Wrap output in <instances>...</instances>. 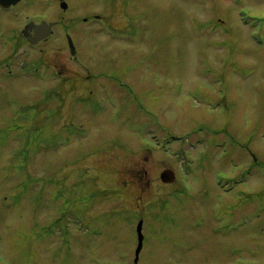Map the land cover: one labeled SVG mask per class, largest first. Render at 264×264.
<instances>
[{
    "label": "rangeland",
    "instance_id": "1",
    "mask_svg": "<svg viewBox=\"0 0 264 264\" xmlns=\"http://www.w3.org/2000/svg\"><path fill=\"white\" fill-rule=\"evenodd\" d=\"M67 1L0 10V264H264V0Z\"/></svg>",
    "mask_w": 264,
    "mask_h": 264
},
{
    "label": "flooded vegetation",
    "instance_id": "2",
    "mask_svg": "<svg viewBox=\"0 0 264 264\" xmlns=\"http://www.w3.org/2000/svg\"><path fill=\"white\" fill-rule=\"evenodd\" d=\"M67 0H55V3H58V6H60L62 4V2H66ZM102 5H99V1L95 2L94 0H86L85 2H82L80 5L76 6V12H79L80 10H83V13L86 12L90 13L93 12L91 14H87L81 17L80 21L83 20V22H89V20L92 22L98 21L102 15L101 13H96L94 12V9H96L95 7L98 5L99 6V10L101 11V9L103 10V12L108 11L109 8L113 7V2L112 0H103L101 2ZM109 5V6H108ZM83 6V7H82ZM80 7H82V9H80ZM68 10V9H67ZM66 10V11H67ZM97 11V10H96ZM71 12V11H70ZM31 23V24H30ZM43 23H49L51 25V28L54 30V33H52V35H50L49 37L43 39L42 41H39L37 44H41L43 42L48 41L54 34H55V25L56 23L54 21H49L48 17L47 18H38V19H31L29 20V22H27L24 26V29L26 27V25L30 24L28 31L26 33L23 32L20 34V39L27 43L30 44V39H34L36 37V27L38 25H43ZM65 29H68V26L65 27ZM73 36L70 35V33L68 32H63V36L66 38L68 46H69V42H68V37L70 36L73 39L74 45L76 47V52L75 54H77L78 51V44L75 40L76 36H74V32L72 33ZM34 46V45H33ZM25 49H23V54L26 55L27 53L24 51ZM9 60V64L12 69L9 71L10 73L14 70V67L17 65L19 68H22L25 66H31V62L28 59H23V61L21 63H17L16 61V56L12 55L8 57ZM26 62V63H25Z\"/></svg>",
    "mask_w": 264,
    "mask_h": 264
},
{
    "label": "water",
    "instance_id": "3",
    "mask_svg": "<svg viewBox=\"0 0 264 264\" xmlns=\"http://www.w3.org/2000/svg\"><path fill=\"white\" fill-rule=\"evenodd\" d=\"M19 0H0V5L4 8H8L10 7L12 4H16ZM175 174L172 170L170 169H166L162 172L161 174V179L163 182L165 183H172L174 182L175 180ZM142 228H143V221L141 220L139 223H138V226H137V233H138V240H139V243H138V247H137V250H136V262L138 261V257H139V254H140V251L142 249V245H143V233H142Z\"/></svg>",
    "mask_w": 264,
    "mask_h": 264
}]
</instances>
